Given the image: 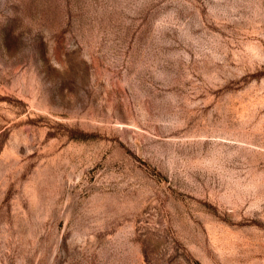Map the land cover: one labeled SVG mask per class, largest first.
I'll return each instance as SVG.
<instances>
[{"label": "rangeland", "instance_id": "374dc122", "mask_svg": "<svg viewBox=\"0 0 264 264\" xmlns=\"http://www.w3.org/2000/svg\"><path fill=\"white\" fill-rule=\"evenodd\" d=\"M0 264H264V0H0Z\"/></svg>", "mask_w": 264, "mask_h": 264}]
</instances>
